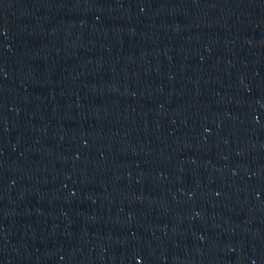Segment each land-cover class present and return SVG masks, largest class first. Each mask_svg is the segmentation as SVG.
<instances>
[{
  "label": "water",
  "instance_id": "1",
  "mask_svg": "<svg viewBox=\"0 0 264 264\" xmlns=\"http://www.w3.org/2000/svg\"><path fill=\"white\" fill-rule=\"evenodd\" d=\"M0 264H264V0H0Z\"/></svg>",
  "mask_w": 264,
  "mask_h": 264
}]
</instances>
